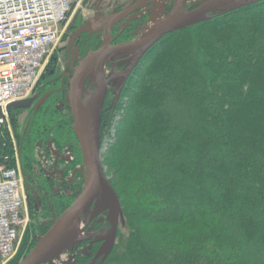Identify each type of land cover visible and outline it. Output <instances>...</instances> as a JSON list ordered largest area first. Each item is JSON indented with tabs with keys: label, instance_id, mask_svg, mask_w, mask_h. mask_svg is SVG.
Returning a JSON list of instances; mask_svg holds the SVG:
<instances>
[{
	"label": "trees",
	"instance_id": "16d2710c",
	"mask_svg": "<svg viewBox=\"0 0 264 264\" xmlns=\"http://www.w3.org/2000/svg\"><path fill=\"white\" fill-rule=\"evenodd\" d=\"M134 73L102 134L121 201L102 264H264V1L167 34ZM58 88L23 120L26 110L9 112L27 192L42 204L44 190L65 188L42 185L40 152L70 147L82 162L70 109L56 107L62 77ZM4 153L13 139L2 130Z\"/></svg>",
	"mask_w": 264,
	"mask_h": 264
},
{
	"label": "water",
	"instance_id": "95a60500",
	"mask_svg": "<svg viewBox=\"0 0 264 264\" xmlns=\"http://www.w3.org/2000/svg\"><path fill=\"white\" fill-rule=\"evenodd\" d=\"M260 1L264 0H204L196 6L184 9L185 0H175L171 12L158 25L141 35L104 41L80 60L68 76L67 90L74 129L82 151L84 166L81 171L85 174L84 183L77 197L70 204L73 208L68 219L60 227L54 224L52 230L43 235L18 264H54L56 260H60L64 252L72 251L80 242L91 238H94V242L103 241L95 258L102 257L101 263L108 258L117 242L121 216V201L118 192L107 177L101 158L104 116L108 109L116 105V102L106 104L109 88L112 85L121 88L146 53L167 34ZM139 6L140 4L137 3L123 9L114 15L112 20ZM90 26V22L81 25L72 35L68 46L75 45L76 38ZM112 51L119 55V58L124 59L106 75L104 63ZM96 68L98 77L95 90L89 102L85 104L80 97L79 81L87 70L95 71ZM118 72H120L119 76ZM48 96L46 94L39 99L34 96L17 101L12 103L10 108L20 110L33 106L38 109ZM94 190L97 192V198L93 209L88 211ZM103 212H107L111 223L109 232L93 231L75 238L78 229L88 217L90 218L87 223ZM63 264H73L72 257L64 260Z\"/></svg>",
	"mask_w": 264,
	"mask_h": 264
},
{
	"label": "rangeland",
	"instance_id": "374dc122",
	"mask_svg": "<svg viewBox=\"0 0 264 264\" xmlns=\"http://www.w3.org/2000/svg\"><path fill=\"white\" fill-rule=\"evenodd\" d=\"M174 1L175 0H77L76 6L74 7L72 15L69 19V23L66 25L57 47L52 51L49 61L46 63L40 77L36 82L32 97L36 95L42 97L46 94L49 95L48 98L54 96L56 97L58 95L59 89H61L58 88V81L60 77L67 73L65 79L62 78L65 89V91H63V97L66 98L67 102L59 99L57 101L56 107L65 109L68 106L70 109L68 101L67 77L70 76L73 69L77 66L80 60H82V58H84L89 52L99 47L104 41L118 40L126 37L141 35L145 31H148L151 26L156 24L158 25V23H160V21L171 12ZM202 1L204 0H185L184 9L196 6ZM137 2L140 4L139 8L132 9L112 20L114 15H117L119 12L129 6L135 5ZM75 17H77L78 22L81 25L87 22L91 23L89 29L83 32V34H85L84 36L87 37L89 45L86 47L82 46V40L84 37L82 38V35H80L78 36L75 45L71 46L70 50L68 51V45L73 33V30H70V26L72 20ZM140 20L142 21L138 23L137 21ZM134 25H137L134 30L126 32L128 28ZM123 59L124 58L115 59L116 63L109 71L105 72L106 75L121 61H123ZM89 71L94 72L90 69ZM134 72L130 75L129 79L136 76V73ZM117 75L119 76L120 72H118ZM129 79L126 81L127 83H125L121 88L116 85H112L109 88L106 104L110 105L116 102L117 105L106 111L104 116L105 121L111 120L115 117L112 116L113 113L116 114L118 112L119 104L122 100L126 99L125 94L128 93V89L126 88L128 87V82H130ZM94 90L95 85L88 98L84 100L85 104L89 102ZM32 107L28 109H32ZM27 113H29V110L21 112V114H19V120H23ZM11 117L12 116L9 113V119L4 130L6 133H9L14 141H16ZM117 119H120L119 114L115 117V123L113 126L116 125ZM104 128L105 124L103 127V132ZM112 135H114V130L112 131ZM111 141V136H107L103 148L107 149L108 144ZM52 151L54 153L49 152V155L46 158H39L40 165H38L39 169L37 172L40 176H42V185L50 183L49 179L51 178L53 179V184H58L60 186L63 185L65 189L56 188L54 190L53 186L51 185V189H53V191H43V204L39 206L36 204L37 201H35L33 198H28L26 191V178L24 176L26 204L23 215L26 222L23 228L18 232L15 253L6 264H18L21 260H23L38 243L40 238L52 230L54 224L56 223V219L75 200L82 188L85 179V174L81 171L82 167L84 166L83 157L81 164L76 162V160L69 162L72 158V154L70 152L65 151L60 153L59 151L54 150V148H52ZM105 170L108 171L107 166H105ZM107 175L110 180L117 178V176L114 175L113 170H110V174L108 173ZM35 206L37 209L34 208ZM120 227L121 224L119 225V228ZM98 228H101L100 230L103 231H110L111 223L109 222L108 214L106 222L101 226L96 220H91L89 223H86L84 233L86 234L96 231ZM30 229H32V232ZM98 242H101V240ZM98 246L99 245L95 246L93 250H96ZM70 252L71 251L64 252L61 255L60 260H56L54 264H63L64 260L69 259ZM87 263L89 264V262Z\"/></svg>",
	"mask_w": 264,
	"mask_h": 264
},
{
	"label": "built area",
	"instance_id": "2783aa9c",
	"mask_svg": "<svg viewBox=\"0 0 264 264\" xmlns=\"http://www.w3.org/2000/svg\"><path fill=\"white\" fill-rule=\"evenodd\" d=\"M77 0H0V131L10 105L32 97L43 68L57 47ZM23 170L17 142L0 155V264L14 255L25 224Z\"/></svg>",
	"mask_w": 264,
	"mask_h": 264
},
{
	"label": "flooded vegetation",
	"instance_id": "af4514ba",
	"mask_svg": "<svg viewBox=\"0 0 264 264\" xmlns=\"http://www.w3.org/2000/svg\"><path fill=\"white\" fill-rule=\"evenodd\" d=\"M153 2V1H152ZM138 3V2H137ZM136 3V4H137ZM81 26V24H79L78 22V19L77 17H75L73 20H72V23H71V26H70V30H73V33L72 35L74 34V32ZM71 35V37H72ZM80 36V35H79ZM78 37L76 38L75 42L77 41ZM70 43V42H69ZM73 46V45H71ZM68 48V51L70 50V47ZM67 76V73L64 74L62 76L63 79H65V77ZM67 80H68V77H67ZM38 97V99L40 98L38 95H36ZM117 105V103H116ZM71 112V110H70ZM72 116V114H71ZM73 117V116H72ZM105 119V117H104ZM105 122V120H104ZM106 124V123H104ZM80 144V143H79ZM52 148H54V150L58 151L54 146L53 147H50L49 146L47 147L46 146V149H43L39 156L40 157H47L49 155V152L51 153H54L52 151ZM70 152L72 154V158L69 162H72L74 160H76V156H75V153L74 151L69 147L68 149H65L64 151L62 152ZM61 153V151H59ZM82 152V151H81ZM64 158V157H63ZM65 160V158H64ZM62 161V160H61ZM70 167V166H69ZM62 172V171H61ZM24 176V174H23ZM58 186V184H57ZM60 187H64L63 185H61ZM69 187V186H68ZM27 188L30 189V186H26V191H27ZM27 195H28V198H30L29 196V193L27 192ZM37 203L39 206L42 205V201H40L39 198H37ZM106 219H107V212H103L101 213L100 215H98L97 217H95L93 220H96L98 222V224L101 226L102 224H104L106 222ZM102 228V227H101ZM101 228H98L96 231H102L104 233H107L109 231H103V230H100ZM94 238H91V239H86L82 242H80L70 253H69V258L72 257V261H73V264H79V262L81 260H83L84 262H89V264H97V263H101V259L102 257H99V258H95V255L99 249V247L101 246L102 244V241L101 242H94ZM98 246V248H96V250H93L95 246ZM68 260V259H67Z\"/></svg>",
	"mask_w": 264,
	"mask_h": 264
},
{
	"label": "bare ground",
	"instance_id": "6f19581e",
	"mask_svg": "<svg viewBox=\"0 0 264 264\" xmlns=\"http://www.w3.org/2000/svg\"><path fill=\"white\" fill-rule=\"evenodd\" d=\"M184 5H185V2H184ZM154 26L155 25L151 26V28ZM117 58H119V55H116V53L114 51H112L108 54V56L106 57L105 63H104L105 72L109 71L112 68V66L116 63L115 59H117ZM97 77H98V70L96 68L94 72H90L87 70L84 73L83 77L80 79V81H79V92H80V97L83 101L86 100L88 98V96L90 95L91 90L93 89V87L96 83ZM96 198H97V192L94 190L92 197H91V200H90L88 211H91L93 209V205L95 204ZM72 208L73 207L71 205H69L64 210V212L56 219V223H55L56 227H60L68 219V217L72 211ZM100 208H101V206L98 208V210ZM88 218H90V217H88ZM88 218L78 229V231L75 235V238L84 234Z\"/></svg>",
	"mask_w": 264,
	"mask_h": 264
}]
</instances>
